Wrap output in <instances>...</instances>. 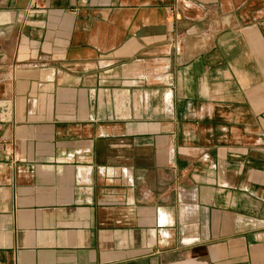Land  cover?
I'll return each mask as SVG.
<instances>
[{"label": "crops", "instance_id": "0c3cea01", "mask_svg": "<svg viewBox=\"0 0 264 264\" xmlns=\"http://www.w3.org/2000/svg\"><path fill=\"white\" fill-rule=\"evenodd\" d=\"M0 264H264V0H0Z\"/></svg>", "mask_w": 264, "mask_h": 264}]
</instances>
